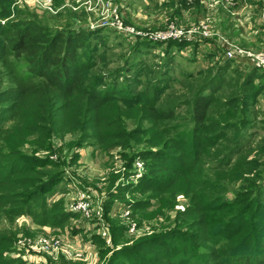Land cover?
<instances>
[{
	"label": "trees",
	"instance_id": "obj_1",
	"mask_svg": "<svg viewBox=\"0 0 264 264\" xmlns=\"http://www.w3.org/2000/svg\"><path fill=\"white\" fill-rule=\"evenodd\" d=\"M65 1L54 0V8ZM181 1L180 8H190L185 0ZM15 3L0 0V20L6 21L0 22V220L26 216L38 226L64 230L72 219L79 218L78 213L66 211L62 200L48 203L50 191L64 176L63 163L50 157H29L23 148L30 139L39 149H46L55 139L82 135L83 140L92 139L104 153H133L123 159L133 164L139 156L138 160L145 162L142 176L136 178L135 173L124 172L126 179L114 183L116 188L108 193L106 205L114 201L129 203L128 195L140 196L131 207L130 216L134 218L141 213L152 214L161 203H167L166 209L170 210L178 206L179 199L189 202L177 213L184 229L140 238L131 246L115 250L110 264H248L249 258H253V264H264L263 255L239 257L241 247L257 249L264 244L257 238L261 231L253 223H264V207L254 197L260 188L222 197L214 177L222 174L226 178L219 173L224 167L222 153L214 157L217 167L209 170L206 163L211 158L208 150L229 149L225 142L234 140L230 132L245 126L246 118L239 127L229 121L238 118L228 111L234 107L233 102L214 107V99L197 97L192 132L176 135L171 125L175 113L158 108L155 90L145 89L134 96L92 73L99 63L85 51L86 32H71L67 37L62 32L52 33L35 21L20 19L25 13ZM164 5L176 7L175 0ZM78 16L74 12L71 19L76 23ZM166 45L168 51L177 54L188 47L187 43L173 41ZM189 47L190 56L197 57L199 44ZM224 60L217 72L232 71L240 83L244 74L241 77L232 64L246 63ZM248 68L249 77H264L255 67ZM138 72L146 76L153 73L144 65ZM204 75L200 72L196 78ZM160 76L153 77L152 83L150 77L146 80L156 87ZM4 82L10 85L2 88ZM150 98L156 102H150ZM130 180H136L137 185L129 186ZM124 227L126 224L115 234H121ZM28 259L17 246L14 234H0V264H35ZM39 264L77 263L61 256Z\"/></svg>",
	"mask_w": 264,
	"mask_h": 264
},
{
	"label": "rangeland",
	"instance_id": "obj_2",
	"mask_svg": "<svg viewBox=\"0 0 264 264\" xmlns=\"http://www.w3.org/2000/svg\"><path fill=\"white\" fill-rule=\"evenodd\" d=\"M15 1L19 11L25 13L20 19L35 21L52 33L62 32L67 37L71 32H86L85 51L92 61L99 63L92 73L102 76L107 82L116 83L118 87L134 96L145 89L155 90L158 100L155 96L154 98L157 102L151 98L149 101L156 102L160 109H172L176 120L171 125L176 135L181 133L189 135L192 132L193 108L197 97L214 99L212 102L214 107H219L226 101L233 102L234 107L228 111L237 114L238 118L229 121L239 127L241 120L246 118L245 126L230 132L231 136L234 135V140L225 142L229 149L224 152L218 151L217 148L208 150L211 158L206 160L207 167L209 170L217 167L219 163L214 157L222 153L220 160H223L224 163L221 165L224 167L219 173H224L226 178L222 174L214 176L221 187L222 197L243 191H256L258 187L261 192L258 190L254 197L258 199V204L264 207V77H249L251 69L248 66L251 65L248 60H243L246 63L244 65L239 62L232 64L233 68L238 69L241 77L242 73L244 74L240 83L236 82L237 78L232 71L227 74L217 72V67H222L221 64L225 60L217 48V50L208 48L211 43L213 44L212 41L207 43L209 49L207 52L192 57L184 50L177 54L174 50L168 51V45L150 40L152 34L164 33L171 25H175V28L198 29L204 24L216 33H221L217 26L220 24L219 11H222L220 6L210 8L208 0H185L190 8L182 10L181 0H175L176 7L173 9L164 5L169 0H113L114 4L111 3L110 7L115 11L111 15H115L113 16L115 19L123 20L125 27L128 28L126 32H120L113 28H93L102 12L96 8V13H87L84 5L87 0H66L58 8H54V12L45 10L50 8L48 2L44 4L47 0ZM247 1L246 6L242 5L245 9L236 8L232 14L235 24L243 28L240 32L243 36L242 41L233 29L231 36L238 38L241 43V45L237 43L238 45L247 50L257 51L262 47L264 35L262 19L264 0ZM115 5L118 12L114 9ZM71 11L79 14L76 23L71 19ZM58 12L62 14L61 17L56 16ZM200 15L202 19H198ZM133 30L146 37L140 40L138 36L131 34ZM151 43L159 45L152 48ZM210 51L213 54H210ZM140 65L147 66L153 72L151 76H146L145 72L139 74ZM160 68L163 70L162 73ZM200 72L205 75L196 78ZM158 76L162 78L156 87L146 80L150 77L152 83L155 80L153 77ZM9 85L4 82L1 87ZM132 128L133 126H130V129ZM23 153L41 159L50 157L63 163L64 176L50 191L49 204L62 200L65 205H76L83 193L87 199L86 210L77 212L79 218L72 219L64 230L38 226L32 218L26 216L11 221L5 218L0 220V234H14L17 245L28 249L25 254L30 256L27 258L33 261L32 263L53 260L46 254L31 250L41 237H60L63 240L62 247L82 254L88 259L87 262L72 260L77 264H110L115 250L131 246L140 238L165 235L168 230L184 229V224L177 217V213L188 205L187 199H179L178 206L170 210L166 209L167 203H161V208L158 204L152 214L144 216V213H141L134 218L130 216L131 207L136 200L141 199L140 196L128 195L129 203L114 201L106 205L108 193L116 188V183H122L123 178L126 179L124 172L131 175L135 173L134 164L140 157H135L133 164L123 159L133 153L123 155L119 150L104 153L92 139L83 140L82 135H68L63 139H55L51 148L46 149H39L34 139H30L23 148ZM141 162L145 163L142 160ZM227 163L228 167L225 166ZM256 175L260 178H256ZM129 183L131 187L137 185L136 180H130ZM113 205L115 206L112 207ZM107 208L109 212L105 213ZM100 210L103 218L99 225ZM253 223L260 229L257 238L263 243L264 223L260 224L259 220ZM123 224H126V227L121 234H115V230ZM104 228L109 231L113 241L110 250L107 247L108 243L105 240L103 242L100 234ZM239 253V257L257 254L264 256V244H260V248L257 249L241 247ZM249 259L248 264H253V258Z\"/></svg>",
	"mask_w": 264,
	"mask_h": 264
},
{
	"label": "built area",
	"instance_id": "obj_3",
	"mask_svg": "<svg viewBox=\"0 0 264 264\" xmlns=\"http://www.w3.org/2000/svg\"><path fill=\"white\" fill-rule=\"evenodd\" d=\"M116 1V0H114ZM113 0H87L84 2L85 9L89 13H96L95 9H99L101 11V15L99 14L98 23L93 26V28H113L120 32H126L127 27H125L123 20L120 18L115 19V15H111L114 13L112 10L113 7H110V4L113 3ZM210 8L221 7L224 10H231L238 3L239 0H208ZM244 1V0H242ZM50 6L49 9H45L51 12H54V0L44 1V4ZM89 7V8H88ZM117 9L118 7L115 5ZM93 8V9H92ZM118 12V9H117ZM117 16V15H116ZM119 17H121L119 15ZM262 19L264 22V10ZM1 24H5L6 21L0 20ZM175 25H171L170 29L164 33H156L151 35V42L155 43H168L170 41L178 42V43H187L188 47L184 49L185 52L190 53L191 47L193 44H199V53L207 52L205 49L207 48L206 44L210 41H215V43L219 46V51H221L223 59L226 60H248L250 65L258 69L262 74H264V35L262 38V47L260 50H247L244 47L238 45L233 42L226 35L221 33H216L214 30H211L209 26L202 24L198 29H185V28H175ZM129 33V32H127ZM139 33V34H136ZM135 36H138L140 40H143L146 35H142L140 32L133 30L131 33ZM212 45V43L210 44ZM135 168V176L136 178L142 176L145 173V165L141 160H137L134 164ZM86 194L83 193L78 204H66V211L68 212H80L85 211L87 208L86 202ZM100 216L98 218L99 225L102 222V211H99ZM101 237L105 239L108 245H111V235L107 229H102L100 232ZM62 239L60 237H41L37 241V244L32 247L31 250L34 252H40L48 255L53 260H58L59 257H65L68 260H77L81 262H87L88 259L85 258L82 254H78L72 252L68 248L62 247ZM18 246V245H17ZM19 249H23L24 253L27 252L28 249L18 246ZM25 256H29L26 255ZM30 257V256H29ZM94 259V258H92ZM97 255L95 254V260H97ZM90 264V263H89Z\"/></svg>",
	"mask_w": 264,
	"mask_h": 264
},
{
	"label": "crops",
	"instance_id": "obj_4",
	"mask_svg": "<svg viewBox=\"0 0 264 264\" xmlns=\"http://www.w3.org/2000/svg\"><path fill=\"white\" fill-rule=\"evenodd\" d=\"M246 2H248L247 0H244V1H242V0H239L238 1V3H237V5L233 8V10H231L230 12H228V11H226V10H224L223 8H221V10L222 11H219V13H220V15H219V17H220V19H219V21L218 22H220V24L219 25H217L218 26V28L220 29V31H221V33L222 34H224V35H226V36H228L233 42H235V43H238V44H240L241 45V43H240V41H238V38H239V40H241V31H242V29L243 28H240L239 27V25H236L235 24V21L234 20H232V14H234V10L237 8V9H245L244 7L246 6ZM240 4V5H239ZM245 5V6H242V5ZM239 5V6H238ZM182 10H184V8H181ZM236 9V10H237ZM201 13H204V12H201ZM186 14V13H185ZM231 16V17H230ZM202 16L200 15L199 17H198V19L199 18H201ZM203 18V17H202ZM201 18V19H202ZM231 29H233L236 33H237V35H238V38H235L234 37V35H233V37L231 36V33H233L232 32V30ZM243 37V36H242ZM242 41V40H241ZM206 46H207V44H206ZM212 47V48H211ZM208 48L210 49V50H217V49H219V46L215 43V41H213V44L212 45H210V46H208ZM208 48H206L205 49V51H207V50H209ZM217 48V49H216Z\"/></svg>",
	"mask_w": 264,
	"mask_h": 264
}]
</instances>
